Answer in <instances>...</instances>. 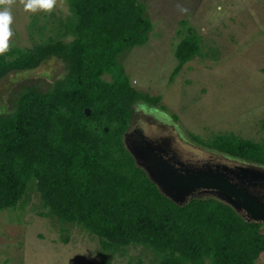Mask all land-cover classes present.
<instances>
[{"label":"trees","instance_id":"16d2710c","mask_svg":"<svg viewBox=\"0 0 264 264\" xmlns=\"http://www.w3.org/2000/svg\"><path fill=\"white\" fill-rule=\"evenodd\" d=\"M68 3L71 41L48 39L0 55V80L51 59L65 67L53 83L27 78L9 90L0 112V211L34 191L42 217L82 228L104 253L142 246L155 264H257L264 254L260 225L244 222L216 199L175 205L124 148L132 106H155L161 99L135 90L117 64L124 52L147 41L152 25L144 7L137 0ZM198 53L199 39L188 32L174 50L172 77ZM260 127L264 131V115ZM189 138L213 153L264 167V143L231 133Z\"/></svg>","mask_w":264,"mask_h":264},{"label":"rangeland","instance_id":"374dc122","mask_svg":"<svg viewBox=\"0 0 264 264\" xmlns=\"http://www.w3.org/2000/svg\"><path fill=\"white\" fill-rule=\"evenodd\" d=\"M152 29L143 46L117 60L130 84L155 106H132L130 130L168 136L176 145L213 153L192 142L231 133L264 143V0H137ZM52 12H25L20 0L11 8L10 48H30L48 39L68 42L73 21L68 0ZM199 39V53L172 77L174 50L188 35ZM65 75L64 64L51 59L36 69L15 71L0 80V112L17 82L41 77L53 83ZM105 81L111 75L103 76ZM192 151V150H191ZM223 156V155H222ZM226 157V156H224ZM228 158V157H227ZM237 163L243 161L229 158ZM39 196L29 191L13 209L0 211V264H155L142 246L123 254L104 253L96 237L78 226L42 217ZM264 264V254L256 262ZM205 264H210L205 260Z\"/></svg>","mask_w":264,"mask_h":264},{"label":"water","instance_id":"95a60500","mask_svg":"<svg viewBox=\"0 0 264 264\" xmlns=\"http://www.w3.org/2000/svg\"><path fill=\"white\" fill-rule=\"evenodd\" d=\"M90 113L84 109L86 117ZM122 142L135 166L175 205L216 199L244 222L260 225L264 232V167L194 148L187 150L168 136L144 129L128 128Z\"/></svg>","mask_w":264,"mask_h":264},{"label":"clouds","instance_id":"9594fccd","mask_svg":"<svg viewBox=\"0 0 264 264\" xmlns=\"http://www.w3.org/2000/svg\"><path fill=\"white\" fill-rule=\"evenodd\" d=\"M15 2L16 0H0V55L5 54L10 48V40L13 35L11 8ZM20 3L25 12L43 11L50 13L57 7L58 0H20ZM59 5L64 9V0H59Z\"/></svg>","mask_w":264,"mask_h":264},{"label":"flooded vegetation","instance_id":"af4514ba","mask_svg":"<svg viewBox=\"0 0 264 264\" xmlns=\"http://www.w3.org/2000/svg\"><path fill=\"white\" fill-rule=\"evenodd\" d=\"M131 123V122H130ZM129 126H130V124H129Z\"/></svg>","mask_w":264,"mask_h":264}]
</instances>
